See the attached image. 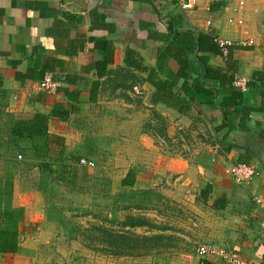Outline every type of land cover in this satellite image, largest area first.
<instances>
[{"label": "crops", "instance_id": "crops-1", "mask_svg": "<svg viewBox=\"0 0 264 264\" xmlns=\"http://www.w3.org/2000/svg\"><path fill=\"white\" fill-rule=\"evenodd\" d=\"M238 5L239 0H199L193 11H185L174 0H0V176L10 165V154L14 153L10 148L28 152L32 144L12 137L15 121L35 113L49 114V132L64 138L65 161L61 164L69 171L62 175L63 181L70 183L58 178L61 165L47 160L53 170L48 180L53 185L67 187L74 181L94 179L119 186L133 169L134 186L121 187H158L184 203L197 200L207 204L220 220L214 227L217 233L210 234L207 242L236 249L244 264H264L262 88L248 84L242 90L245 103L261 110L250 114L247 129L219 132V137L227 133L234 146L225 151L213 130L222 123L223 115L214 92L201 79H181L167 94L156 85L168 81L158 59L172 41L170 28L211 32L238 45L232 51L236 73L251 80L254 72L264 67V0H245L236 11ZM108 50L112 60L101 68V74L97 63ZM128 54L138 67L126 61ZM202 54L211 64H225L221 56ZM179 68L174 58L165 65L166 70ZM47 74L57 82L54 93L40 88ZM192 88L197 97L190 100L186 93ZM217 96L221 100L224 94ZM184 97L190 106L181 108ZM154 119L166 121L164 130L171 137L187 132L198 139L200 134L206 135L207 140L195 138L197 146L190 147L192 153L186 156L175 151L168 155L158 136L160 125ZM84 157L96 165H81ZM236 162L257 166L260 175L249 183H237L226 172ZM39 163L43 162L32 160L33 171L38 170L35 188L22 186L23 170L18 169L12 195L2 197L10 207L24 208V219L19 224L22 251L0 252V264H37L38 253L25 256L23 248L35 247L31 239L41 241V245L54 244L52 230L67 226L62 222L68 208L50 189L41 187L44 174ZM77 168L82 176H76ZM207 186L209 194L204 199L202 190ZM118 259H114L116 264H156L149 256ZM201 259L200 254H180L173 262L199 264Z\"/></svg>", "mask_w": 264, "mask_h": 264}, {"label": "rangeland", "instance_id": "rangeland-1", "mask_svg": "<svg viewBox=\"0 0 264 264\" xmlns=\"http://www.w3.org/2000/svg\"><path fill=\"white\" fill-rule=\"evenodd\" d=\"M158 120V122L155 121L159 123L161 129L158 136L162 138L164 151L168 155L174 151L181 156L192 153L189 148L193 145L197 146L195 138L198 139V135L186 132L171 137L165 132L166 128L164 130L166 121ZM173 138H177L176 141ZM200 138L207 140L206 135L203 134L199 135ZM20 153L22 152L17 150L10 154L12 159L17 158V168L13 170H23L20 178L22 186L32 190L37 184L38 170L33 171V159L26 156L20 159ZM82 175V170L77 168L76 176ZM91 181L80 180L74 181L73 185H66L67 187H63L60 183L56 186L57 191H54L52 196L56 195L58 201L68 208V213L62 222L64 225L67 224L68 229L52 230L53 237L56 238L52 240L54 244L51 245H41V241L31 239L35 247L23 248V255L31 256L33 253H38L37 264H116L114 259L120 257L138 259L148 256L156 264H174L173 259L180 254L199 255V246L209 243L208 236L217 233L214 227L219 218L212 213L207 204H200L197 200L193 203H184L163 194L158 187L123 188L122 185L114 186L112 182L106 180L91 179ZM140 220L147 224L131 228L133 232L140 235L161 234L164 236L157 241L158 248L152 249L149 255H111L100 250L103 242L95 241L94 237L89 235L90 232L86 233L87 227L92 224H103L121 230L124 222ZM68 256L72 258L65 263ZM119 263L123 262L119 261ZM132 264H135V261H132Z\"/></svg>", "mask_w": 264, "mask_h": 264}, {"label": "trees", "instance_id": "trees-1", "mask_svg": "<svg viewBox=\"0 0 264 264\" xmlns=\"http://www.w3.org/2000/svg\"><path fill=\"white\" fill-rule=\"evenodd\" d=\"M215 8V6H213ZM170 33L173 34L172 41L163 48L158 59V67L161 72L166 76L168 81L156 82L158 90L167 94L169 88L177 84L181 79L193 80L196 78L201 79L204 86L214 92V100L219 110L223 115V121L220 125L214 126L213 130L217 135V141L220 146L225 147V151H230L234 146L228 142V134H223L219 137V132L228 129V131L237 129H247V120L253 111L261 110V107L250 106L245 103V92L234 85V77L237 72V61L233 58V48L238 45H231L229 47V54L224 60V65L211 64L209 59L203 55L204 52H210L214 55L223 57L221 47L219 46L216 34L211 32H195V31H177L170 28ZM176 59L180 64L178 71L171 69L166 70L165 65L172 59ZM112 60L111 53L108 50L103 56V60L97 63L100 73L104 74L102 69ZM126 61L130 64L139 66L137 62L131 60L128 54ZM142 68V67H141ZM153 81V78H152ZM250 85H259L262 88V95L264 97V67L261 70L254 72L252 79L249 81ZM210 86V87H208ZM224 96L221 100L218 99L219 93ZM187 98H196L197 93L193 88L186 93ZM186 97L181 100V108L189 107L190 102ZM190 99V98H189ZM191 100V99H190ZM49 114L35 113L31 118L18 119L12 128V137L15 140L25 139L32 142L29 151L19 150L23 156L33 160H40L39 163L43 177L41 187L45 191H57L56 186L52 181L48 180L49 173L52 174L47 160L50 164H60L62 170L60 172V180L63 181L62 174L66 171L62 167V162L65 161L66 145L64 138L54 135L48 130V122L50 119ZM16 149L10 148V153ZM19 154V155H20ZM12 159V158H11ZM16 159L10 161L4 176H0V252L2 253H20L22 247L20 245V230L19 224L24 219V208L10 207L7 202L3 201L4 196H11L14 186V172L17 168ZM12 164V165H11ZM13 168H15L13 170ZM60 168V169H61ZM53 171V170H52ZM68 174V173H67ZM136 180V172L131 169L128 174L123 178V186H134ZM63 183H68L63 181ZM53 185V186H52ZM53 187V189H52ZM209 187L202 190L204 199L208 197ZM217 206V205H216ZM218 208H221L218 206ZM147 224L145 221L140 220L136 222H124L123 229H115L105 226L103 224H92L86 229V233L90 232V236L94 237L95 241H101L103 251L116 256H143L149 255L151 250L158 248L157 241L164 236L161 234L140 235L131 230L136 226H143ZM67 225V224H66ZM65 229H68L66 226Z\"/></svg>", "mask_w": 264, "mask_h": 264}, {"label": "built area", "instance_id": "built-area-1", "mask_svg": "<svg viewBox=\"0 0 264 264\" xmlns=\"http://www.w3.org/2000/svg\"><path fill=\"white\" fill-rule=\"evenodd\" d=\"M176 4L185 11H193L199 0H174ZM245 4V0H239L238 7L235 8L238 11ZM239 22L242 23L243 19L239 18ZM219 46L223 53V59L229 54V47L234 45L228 40L219 38L217 35ZM250 79L243 75L235 74L234 85L241 90H245L248 86ZM40 88L48 93H54L57 90V82L53 79L52 75L47 74L40 82ZM22 158V155H19ZM80 163L88 167H94L95 161L87 158H81ZM237 183H249L252 179L260 175V170L257 166L246 162H236L231 164L226 171ZM264 225V221H263ZM202 259L199 264H218L213 262L211 258H220L227 261L230 264H244L240 258V253L236 249L228 248L219 244H201L198 249Z\"/></svg>", "mask_w": 264, "mask_h": 264}]
</instances>
